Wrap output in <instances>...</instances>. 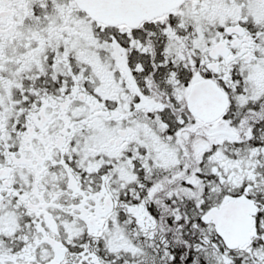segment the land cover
I'll return each instance as SVG.
<instances>
[{
  "label": "snow or ice",
  "instance_id": "6c2138e0",
  "mask_svg": "<svg viewBox=\"0 0 264 264\" xmlns=\"http://www.w3.org/2000/svg\"><path fill=\"white\" fill-rule=\"evenodd\" d=\"M0 264H264V0H0Z\"/></svg>",
  "mask_w": 264,
  "mask_h": 264
}]
</instances>
